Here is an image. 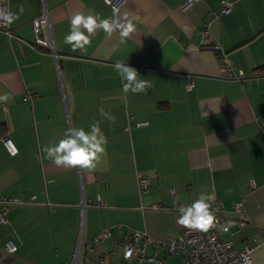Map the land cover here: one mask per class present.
Returning <instances> with one entry per match:
<instances>
[{
    "label": "crops",
    "instance_id": "crops-1",
    "mask_svg": "<svg viewBox=\"0 0 264 264\" xmlns=\"http://www.w3.org/2000/svg\"><path fill=\"white\" fill-rule=\"evenodd\" d=\"M181 1L122 0L116 9L133 18L136 32L119 45L118 35L97 31L81 52L64 43L69 18L76 11L111 18L105 0H0L14 13L24 7L6 25L11 34L0 26V95L10 96L0 102V210L11 201L0 220V264H69L80 239L79 264H118L119 241L133 231L179 236L177 208L201 192L229 213L244 198L247 222L233 223L225 238L237 248L251 244L253 264H264V0H195L184 8ZM43 2L58 68L32 41L31 19ZM223 2L229 11L219 10ZM213 44L243 72L241 80L221 70ZM118 61L151 88L125 94ZM95 121L108 140L95 170L41 158L40 149L67 128L87 130ZM136 170L148 178L145 192H138ZM143 250L153 259L126 264L185 260L150 243Z\"/></svg>",
    "mask_w": 264,
    "mask_h": 264
},
{
    "label": "clouds",
    "instance_id": "clouds-1",
    "mask_svg": "<svg viewBox=\"0 0 264 264\" xmlns=\"http://www.w3.org/2000/svg\"><path fill=\"white\" fill-rule=\"evenodd\" d=\"M19 12L14 13L7 7H0V23L11 25L20 19L24 13V7L18 6ZM70 27L64 36V43L70 45L73 51L84 52L91 45L92 39L97 31H103L108 38L118 35L119 45L126 43L136 32L133 18L125 12L119 13L114 9L111 18H101L99 14L76 11L70 16ZM117 45H113L116 48ZM118 73L125 94L146 93L151 88V82L139 76L138 71L128 66L125 62L118 61L114 65ZM9 95H0V102L7 103ZM101 116L112 123L115 117L100 108ZM107 137L100 127V122L91 123L86 130L84 127H69L63 133V138L57 142L46 145L40 149L41 158H46L57 167H78L82 170H95L106 154ZM230 192V189L227 190ZM214 195L207 192L199 193L198 197L191 203L181 205L177 208V224L199 232H208L210 229L222 227L225 231L227 225H221L212 208ZM126 257L129 253H125Z\"/></svg>",
    "mask_w": 264,
    "mask_h": 264
},
{
    "label": "built area",
    "instance_id": "built-area-1",
    "mask_svg": "<svg viewBox=\"0 0 264 264\" xmlns=\"http://www.w3.org/2000/svg\"><path fill=\"white\" fill-rule=\"evenodd\" d=\"M105 1L116 9L122 0ZM193 1L195 0H182L180 6L184 8ZM0 7H2V5H0ZM219 10L224 12L229 11L230 4L228 2L221 3ZM31 24L33 30V45L38 49L48 52L53 57L54 63L58 68V53L54 45L50 19L44 2L41 12L31 19ZM0 26L7 28V26L2 23H0ZM6 32L8 34L12 33L8 28ZM211 48L222 57L221 70L226 73L227 77L241 80L244 76L243 72L240 69H236L232 61L224 56L220 46L218 44H213ZM192 85L191 77L188 76L185 87L188 89ZM136 176L138 192H145L149 184L148 178L142 170H136ZM9 203H11V201H6L3 208L0 210L1 221H5L4 214L7 210V204ZM158 206V204H151L150 208H157ZM212 208L215 210L220 224L227 225L226 231L222 227L210 229L208 232H199L183 227L179 236L172 237L168 240L153 239L142 232L133 231L129 237L119 241V246L122 248V259L118 264H126V262L132 258L139 260L147 258L152 260L153 258L147 257L143 250L144 245L147 243L152 244L158 250H162L163 255L175 252L184 254L185 260L182 264H253L251 259V244H245L241 248H237L231 239L221 238L220 236L222 232H230L233 223L238 225L246 224L248 216L244 198H241L235 203L231 213L226 211L220 203L213 204ZM107 234L108 231L105 230L97 234L93 238V241H97ZM90 244L91 243L88 245L89 249ZM82 245L83 241L80 239L77 248L71 254L69 264L80 263L82 258ZM13 250L14 245L11 243L7 244L6 251L11 253ZM125 253H129V255L126 257ZM156 260L159 264H165L162 259Z\"/></svg>",
    "mask_w": 264,
    "mask_h": 264
},
{
    "label": "rangeland",
    "instance_id": "rangeland-1",
    "mask_svg": "<svg viewBox=\"0 0 264 264\" xmlns=\"http://www.w3.org/2000/svg\"><path fill=\"white\" fill-rule=\"evenodd\" d=\"M225 233H227V232H224V233L222 232V233H220L221 238H225V237H226Z\"/></svg>",
    "mask_w": 264,
    "mask_h": 264
},
{
    "label": "trees",
    "instance_id": "trees-1",
    "mask_svg": "<svg viewBox=\"0 0 264 264\" xmlns=\"http://www.w3.org/2000/svg\"><path fill=\"white\" fill-rule=\"evenodd\" d=\"M258 69H264V66L259 67Z\"/></svg>",
    "mask_w": 264,
    "mask_h": 264
}]
</instances>
